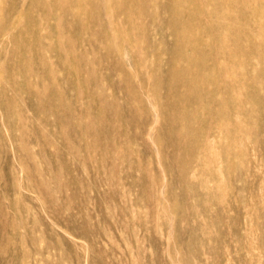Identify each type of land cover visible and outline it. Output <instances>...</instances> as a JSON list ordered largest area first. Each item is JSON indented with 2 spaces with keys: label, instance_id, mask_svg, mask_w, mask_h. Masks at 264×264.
I'll list each match as a JSON object with an SVG mask.
<instances>
[{
  "label": "rangeland",
  "instance_id": "374dc122",
  "mask_svg": "<svg viewBox=\"0 0 264 264\" xmlns=\"http://www.w3.org/2000/svg\"><path fill=\"white\" fill-rule=\"evenodd\" d=\"M0 264H264V0H0Z\"/></svg>",
  "mask_w": 264,
  "mask_h": 264
}]
</instances>
